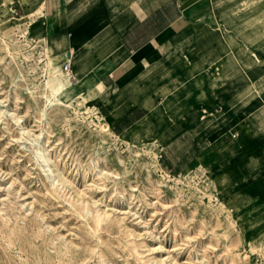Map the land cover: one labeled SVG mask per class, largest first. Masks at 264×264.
Segmentation results:
<instances>
[{
  "label": "rangeland",
  "instance_id": "374dc122",
  "mask_svg": "<svg viewBox=\"0 0 264 264\" xmlns=\"http://www.w3.org/2000/svg\"><path fill=\"white\" fill-rule=\"evenodd\" d=\"M44 5L0 0V264H264V208L229 186L244 166L232 134L209 129L186 166L173 145L171 170L159 142L114 135L99 76L75 81L53 54Z\"/></svg>",
  "mask_w": 264,
  "mask_h": 264
},
{
  "label": "crops",
  "instance_id": "0c3cea01",
  "mask_svg": "<svg viewBox=\"0 0 264 264\" xmlns=\"http://www.w3.org/2000/svg\"><path fill=\"white\" fill-rule=\"evenodd\" d=\"M218 1L45 0L42 32L75 81L99 76L111 132L159 142L162 164L173 145L189 146L177 158L186 166L205 157L211 129L232 134L230 159L244 166L231 191L264 208V0Z\"/></svg>",
  "mask_w": 264,
  "mask_h": 264
},
{
  "label": "bare ground",
  "instance_id": "6f19581e",
  "mask_svg": "<svg viewBox=\"0 0 264 264\" xmlns=\"http://www.w3.org/2000/svg\"><path fill=\"white\" fill-rule=\"evenodd\" d=\"M77 87H78V85L76 83H74L73 85L70 84V85L66 86L65 88H63V89L60 88L59 92H55L56 90H52V93L55 96L59 97L58 98L59 101H62L60 99V96L71 94L72 93V89L73 88H77Z\"/></svg>",
  "mask_w": 264,
  "mask_h": 264
},
{
  "label": "built area",
  "instance_id": "2783aa9c",
  "mask_svg": "<svg viewBox=\"0 0 264 264\" xmlns=\"http://www.w3.org/2000/svg\"><path fill=\"white\" fill-rule=\"evenodd\" d=\"M62 70L65 71V72H69L70 71V67H69V63L68 62H65L63 67H62Z\"/></svg>",
  "mask_w": 264,
  "mask_h": 264
}]
</instances>
